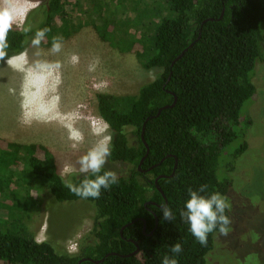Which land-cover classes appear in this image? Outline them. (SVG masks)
I'll list each match as a JSON object with an SVG mask.
<instances>
[{
	"label": "trees",
	"instance_id": "1",
	"mask_svg": "<svg viewBox=\"0 0 264 264\" xmlns=\"http://www.w3.org/2000/svg\"><path fill=\"white\" fill-rule=\"evenodd\" d=\"M66 2L43 0L28 15L22 29H7L0 39L4 58L22 54L39 30L47 29L39 44L46 47H52L54 38L62 42L78 33L83 23L65 9ZM142 3L143 12L149 15L150 4ZM167 4L170 16H164L145 40L144 36L133 40L110 17L99 16L100 24H93L101 41L121 53H129L139 44L135 54L141 67L159 70L135 96L96 95L97 112L108 127L112 144L105 169L115 164L132 167L128 174L118 176L117 184L102 189L99 199H81L64 186L65 180L44 147L7 146L16 159L25 160L29 180L41 179L57 203L82 200L92 205L93 225L86 243L71 254L50 242H37L33 235L23 237L0 229L2 264H95L93 261L100 260L99 264H161L176 242L183 246L179 264L207 263L219 231L210 233L206 246H201L179 213L189 198V188L203 186L204 195L217 191L226 195L231 187V181L219 180L217 173L219 168L221 173L225 168L231 171V160L245 151L241 142L232 152L227 148L237 139L236 128L245 104L255 96L252 78L256 65L264 62V0H167ZM174 98L172 108L154 117ZM149 117L153 118L144 131L149 152L139 167L146 154L140 135ZM127 129H131L130 136ZM175 160L177 166L171 176ZM69 178L75 183L82 179ZM156 179L163 195L156 188ZM161 203L172 207L174 221L163 219ZM134 243L139 245V252L128 256L136 249Z\"/></svg>",
	"mask_w": 264,
	"mask_h": 264
},
{
	"label": "rangeland",
	"instance_id": "2",
	"mask_svg": "<svg viewBox=\"0 0 264 264\" xmlns=\"http://www.w3.org/2000/svg\"><path fill=\"white\" fill-rule=\"evenodd\" d=\"M42 1L0 0V15L9 12L13 17L10 29L19 30ZM143 1L151 6L149 15L142 10ZM143 1L67 0L65 9L83 23V27L60 42V51L53 52L52 47L31 42L22 54L14 57L4 58L5 54L0 52L2 231L23 237L33 235L37 242H50L71 254L86 243L85 238L93 225L92 205L82 200L57 203L45 190L41 179L29 180L25 175V160L16 159L7 146L12 143L40 145L49 152L60 175L66 164L78 171V159L103 135L109 136L108 127L100 135L94 132L106 125L98 115L96 95L135 96L141 86L153 81L159 73L157 69L141 67L135 54L139 44L131 52L121 53L102 42L93 26L100 24L99 16L110 17L127 30L133 40L143 36L145 40L154 33L161 19L170 15L167 0ZM56 24H59L58 20ZM46 74L50 78L42 89L52 96V104L56 103L53 112L63 126L54 117L36 112L31 101L30 87ZM252 83L255 96L245 104L247 108L236 128L237 139L227 148L228 153L232 152L241 142L245 144V151L236 160H231V171L220 160V166L225 169H222L223 174L219 172L220 168L217 173L219 180L231 181L225 195L231 204L228 210L230 225L227 234L214 235V247L206 264H264V62L256 65ZM70 121L72 123L68 124ZM69 126L84 137L75 149L69 139ZM127 132L130 136L131 129ZM38 153L42 154L41 151ZM224 162L229 164L230 160L224 159ZM131 168L115 164L110 170L120 176L128 174Z\"/></svg>",
	"mask_w": 264,
	"mask_h": 264
},
{
	"label": "clouds",
	"instance_id": "3",
	"mask_svg": "<svg viewBox=\"0 0 264 264\" xmlns=\"http://www.w3.org/2000/svg\"><path fill=\"white\" fill-rule=\"evenodd\" d=\"M13 17L5 11L0 15V39L4 33L11 27ZM27 31V29H26ZM47 29L39 30L32 40L34 45H39L45 37ZM61 43L59 38L53 39L52 51H60ZM104 129H94L97 135H100ZM69 139L73 141V149L77 148L79 143L83 142V135L69 126ZM112 155L111 136L103 135L102 138L90 148L86 154L78 159V171L70 164H66L62 170L61 178L65 180L64 186L73 195L81 199H99L103 190H108L112 185L119 182L116 172L106 170L105 165L109 162ZM69 177H82L78 183ZM205 187L198 189H188V199L184 201L183 208L180 210L181 219L188 225V230L195 240L201 245L206 246L208 236L214 231L227 234L226 229L230 225V217L227 214L231 208L229 199L221 192H213L208 195ZM159 211L162 212L165 221H174L176 214L168 204L161 203ZM170 254L163 256L161 264H179L178 257L183 252V246L180 242L170 245Z\"/></svg>",
	"mask_w": 264,
	"mask_h": 264
},
{
	"label": "bare ground",
	"instance_id": "4",
	"mask_svg": "<svg viewBox=\"0 0 264 264\" xmlns=\"http://www.w3.org/2000/svg\"><path fill=\"white\" fill-rule=\"evenodd\" d=\"M37 78H38V75H37ZM47 78H50V77L46 74L44 76V79L42 78L39 81V83L36 82L35 83V86L30 87V90L29 91L33 92L31 101L36 106V112L38 111L39 114H41L43 112L41 114L42 116H44V115H50L52 118L54 117L56 120H59L61 122V120L59 119L58 115H56L53 112V108L55 107V104L56 103L52 104V99H53V98L51 99L52 96L46 94L45 93L46 91H43V89H42L44 83L47 81ZM39 79H40V77H39ZM30 81H32V80H30ZM33 81H34V79H33ZM47 85H48V83H47ZM44 89H46V88L44 87ZM50 89H52V88H50ZM32 107H33V105H32ZM31 112H33V111H31ZM71 123L72 122L70 121L68 124H71ZM61 126H63V123L61 124Z\"/></svg>",
	"mask_w": 264,
	"mask_h": 264
},
{
	"label": "water",
	"instance_id": "5",
	"mask_svg": "<svg viewBox=\"0 0 264 264\" xmlns=\"http://www.w3.org/2000/svg\"><path fill=\"white\" fill-rule=\"evenodd\" d=\"M223 13H224V10H222V12H221V16H220V18L223 16ZM219 18V19H220ZM203 23H205V22H203ZM192 46V44L189 46V48ZM186 50L187 49H185L177 58H175V60L172 62V64H171V66H173L174 65V63L175 62H177L182 56H183V54L186 52ZM175 103H176V98H174V100H173V102H172V104L171 105H166V106H164V107H162V108H160L158 111H157V113H156V115L154 116V117H158L159 115H160V113L164 110V109H168V108H172L174 105H175ZM153 117H149V118H147L146 120H145V122H144V124H143V126H142V130H141V140H142V142H143V144L145 145V148H146V154H145V156L141 159V161H140V164H139V167H140V165L142 164V162H143V160L146 158V156H147V154H148V152H149V148H148V146H147V144H146V142H145V139H144V131H145V124L147 123V121L148 120H150V119H152ZM176 166H177V161L175 160V164H174V167H173V172H172V174H171V176L174 174V171H175V169H176ZM138 167V170L139 171H142L140 168ZM160 177H164V176H160ZM155 184H156V188H157V190L163 195V193H162V191L159 189V187L157 186V179L155 180ZM129 224H127V225H125L122 229H121V231H120V235L122 236V231H123V229L125 228V227H127ZM157 225V220H156V222H155V226ZM144 229H145V227L143 228V231H144ZM152 234V232L149 234V235H151ZM134 245H135V247H136V249H135V251L133 252V253H131V254H129L128 256H132V255H135V254H137L138 252H139V245L137 244V243H134ZM113 255H116V254H113ZM82 261V260H81ZM80 261V262H81ZM89 261H92V260H89ZM102 262V260H100V261H93V263H95V264H99V263H101Z\"/></svg>",
	"mask_w": 264,
	"mask_h": 264
}]
</instances>
